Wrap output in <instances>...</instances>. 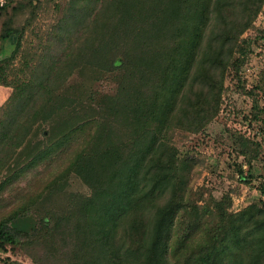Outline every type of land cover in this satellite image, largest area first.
Wrapping results in <instances>:
<instances>
[{
  "label": "trees",
  "instance_id": "16d2710c",
  "mask_svg": "<svg viewBox=\"0 0 264 264\" xmlns=\"http://www.w3.org/2000/svg\"><path fill=\"white\" fill-rule=\"evenodd\" d=\"M263 6L264 0H69L48 38L49 54L57 55L31 77L10 70L25 29L6 23L0 41L14 40V50L0 59V86L12 88L0 107V165L4 153L26 148L40 132L39 147L10 181L57 168L44 178L43 192L0 221V249L59 240L65 264H264V180L258 204L237 215L219 207L189 221L188 180L179 177L169 139L201 129L218 113L241 36ZM76 73L81 80L68 84ZM103 79L106 88L97 84ZM66 114L72 121L61 123ZM71 174L87 194L54 189ZM25 222L33 223L28 231Z\"/></svg>",
  "mask_w": 264,
  "mask_h": 264
},
{
  "label": "rangeland",
  "instance_id": "374dc122",
  "mask_svg": "<svg viewBox=\"0 0 264 264\" xmlns=\"http://www.w3.org/2000/svg\"><path fill=\"white\" fill-rule=\"evenodd\" d=\"M68 2L0 0V34L9 22L25 29L22 53L10 70H24V76L31 77L41 62L50 61L57 55L55 50L49 54L51 42L48 38L59 30L62 18L68 14ZM239 46L226 75L218 113L201 129L179 130L169 135L178 151L179 177L182 174L188 180L185 196L189 208L184 216L189 221L197 213L215 212L219 207L228 214L237 215L262 199L259 186L264 180V6L241 36ZM13 50L14 40L0 41V59L8 58ZM80 80L81 76L76 73L68 84L75 85ZM97 84L101 88L107 85L105 79ZM1 92L9 94L12 88L0 87ZM65 120L72 121V115L62 116L60 122ZM41 140L40 132H37L26 148L17 150L15 154L11 151L4 153L0 165V186L3 183L8 185L0 199V221L13 208L24 206L29 195L43 192L47 185L44 178L47 179L49 173L57 168L54 165L52 170H47L46 177L42 175L36 179L45 169L37 168L11 183L19 166L27 162ZM63 166L66 168L67 164ZM54 189L67 195L89 192L73 174ZM63 201L64 198L60 197L55 203V212ZM32 211L38 215L37 206ZM23 225L27 231L33 227L32 222ZM0 264H65V261L58 240L57 245L52 241L6 245L5 250L0 249Z\"/></svg>",
  "mask_w": 264,
  "mask_h": 264
},
{
  "label": "crops",
  "instance_id": "0c3cea01",
  "mask_svg": "<svg viewBox=\"0 0 264 264\" xmlns=\"http://www.w3.org/2000/svg\"><path fill=\"white\" fill-rule=\"evenodd\" d=\"M0 87H3V86H0ZM10 94H11V92L9 94H7L5 92L0 93V107L5 104V102L9 98Z\"/></svg>",
  "mask_w": 264,
  "mask_h": 264
}]
</instances>
